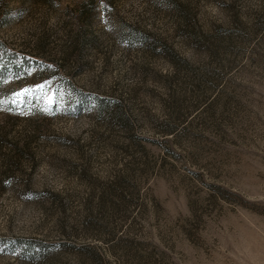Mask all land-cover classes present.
<instances>
[{
	"label": "rangeland",
	"instance_id": "1",
	"mask_svg": "<svg viewBox=\"0 0 264 264\" xmlns=\"http://www.w3.org/2000/svg\"><path fill=\"white\" fill-rule=\"evenodd\" d=\"M0 264H264V0H0Z\"/></svg>",
	"mask_w": 264,
	"mask_h": 264
}]
</instances>
